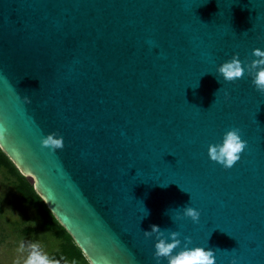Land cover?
<instances>
[{
  "label": "water",
  "instance_id": "water-1",
  "mask_svg": "<svg viewBox=\"0 0 264 264\" xmlns=\"http://www.w3.org/2000/svg\"><path fill=\"white\" fill-rule=\"evenodd\" d=\"M254 48L264 0H0V150L89 264H156L152 224L264 264V93L216 72ZM229 128L224 168L207 148Z\"/></svg>",
  "mask_w": 264,
  "mask_h": 264
},
{
  "label": "clouds",
  "instance_id": "clouds-1",
  "mask_svg": "<svg viewBox=\"0 0 264 264\" xmlns=\"http://www.w3.org/2000/svg\"><path fill=\"white\" fill-rule=\"evenodd\" d=\"M251 62L244 63L238 59L237 54L216 67V72L225 81H233L242 76L247 71L251 76V84L261 93H264V50L259 48L252 49ZM25 103L28 98L24 97ZM7 132V128L3 122H0V137ZM42 146L48 147L50 150L63 147L62 138H54L49 134L40 140ZM246 141L241 139L240 130L238 128H229L223 133L219 143L210 144L207 148L208 157L219 163L224 168L231 167L234 162L240 158V153L244 149ZM182 215L190 218L193 222H197L200 212L191 206H184ZM162 229L156 224L150 225L149 230L144 231V236H152L156 233L157 238L154 239L153 256L156 264H160L161 258L166 264H215V257L212 249H206L201 246L189 247L190 237H184V245L178 238L179 233L176 231H168L167 236L163 235ZM30 251L24 264H54L49 257L43 253L36 243L29 245ZM176 251H173V250Z\"/></svg>",
  "mask_w": 264,
  "mask_h": 264
},
{
  "label": "rangeland",
  "instance_id": "rangeland-1",
  "mask_svg": "<svg viewBox=\"0 0 264 264\" xmlns=\"http://www.w3.org/2000/svg\"><path fill=\"white\" fill-rule=\"evenodd\" d=\"M26 179L32 183L30 177ZM10 186L0 173V264H24L32 243L50 259L59 241L43 230L32 208L18 201Z\"/></svg>",
  "mask_w": 264,
  "mask_h": 264
},
{
  "label": "trees",
  "instance_id": "trees-1",
  "mask_svg": "<svg viewBox=\"0 0 264 264\" xmlns=\"http://www.w3.org/2000/svg\"><path fill=\"white\" fill-rule=\"evenodd\" d=\"M0 173L3 174L5 181L11 185L15 198L32 208V211L41 220L43 230L59 241V248L50 254V259L54 264H89L70 235L57 222L44 201L36 194L32 183L20 174L1 150Z\"/></svg>",
  "mask_w": 264,
  "mask_h": 264
}]
</instances>
